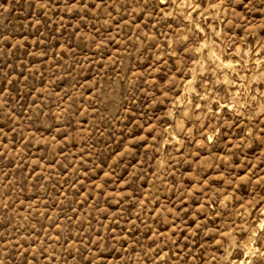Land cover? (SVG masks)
I'll return each instance as SVG.
<instances>
[{"label": "rangeland", "instance_id": "374dc122", "mask_svg": "<svg viewBox=\"0 0 264 264\" xmlns=\"http://www.w3.org/2000/svg\"><path fill=\"white\" fill-rule=\"evenodd\" d=\"M0 264H264V0H0Z\"/></svg>", "mask_w": 264, "mask_h": 264}]
</instances>
